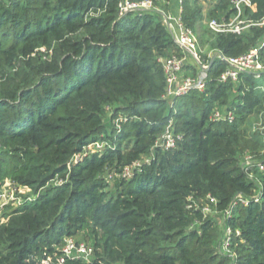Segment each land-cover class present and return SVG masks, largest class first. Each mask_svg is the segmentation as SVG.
<instances>
[{
  "label": "trees",
  "instance_id": "16d2710c",
  "mask_svg": "<svg viewBox=\"0 0 264 264\" xmlns=\"http://www.w3.org/2000/svg\"><path fill=\"white\" fill-rule=\"evenodd\" d=\"M201 1L184 0L194 31ZM119 2L0 0V190H25L0 222V264H57L67 238L93 248L89 264H264V173L241 164L264 93L253 76L220 83L217 58L206 91L168 98L160 60L183 50L158 11L120 15ZM231 2L213 0L211 18L233 17ZM252 3L245 16L263 20L264 0ZM212 36L239 57L264 26ZM216 108L235 121H211ZM253 140L264 150V131Z\"/></svg>",
  "mask_w": 264,
  "mask_h": 264
},
{
  "label": "built area",
  "instance_id": "2783aa9c",
  "mask_svg": "<svg viewBox=\"0 0 264 264\" xmlns=\"http://www.w3.org/2000/svg\"><path fill=\"white\" fill-rule=\"evenodd\" d=\"M174 1L177 2V12L175 15H171L166 10L160 8L156 4V0H120L119 13L125 15L129 12H152L158 11L165 23L168 26L169 31L173 35L176 44L183 50L182 55L174 54L170 57L160 60L165 76H166V96L169 97H183L189 94L192 90H198L204 92L207 90V68L209 65H201V72L195 77L184 78L183 72L185 67L189 64V59H193L197 63H200L198 53L200 52V45L194 29L188 26L183 18L184 15V0H165L166 5L170 6ZM232 7L235 10L233 17L227 19L211 18L206 22L207 29L214 35L221 34H236L242 35L252 27L264 26V19L258 22L252 21L245 16L246 9H253L252 0H232ZM264 40L252 48L249 52L239 57H226L223 61L227 64V69L221 74L219 78L220 83H233L238 85L244 76H253L254 78H264ZM217 53V52H216ZM256 90H260L264 93V85L257 84ZM235 111L226 108L225 111L221 109H214L210 119L211 121L229 120L230 123L235 121ZM260 129H264V111L261 115ZM164 146L170 148L175 146V139L172 134L167 133L165 141L162 143ZM93 146V145H92ZM101 148L100 145L96 146ZM103 147V146H102ZM79 159V156L75 157ZM242 167L248 173L252 180H257L255 172L264 173V162L257 160L253 155H247L241 162ZM125 175H129L127 170ZM5 184L10 185V182ZM213 203L216 200L210 198ZM259 201V198L256 199ZM237 205V202L234 204ZM206 214H216L209 207L204 209ZM231 217V211H227L222 217V224H225L226 220ZM239 231L236 235H239ZM233 231L229 226H225V236L222 243V251L235 257V253L231 250L230 245L232 243ZM79 260L84 263H91L94 260L93 248L86 243H77L72 238L65 240V245L62 248V255L57 259V264H66L68 260ZM48 264V262H45Z\"/></svg>",
  "mask_w": 264,
  "mask_h": 264
},
{
  "label": "rangeland",
  "instance_id": "374dc122",
  "mask_svg": "<svg viewBox=\"0 0 264 264\" xmlns=\"http://www.w3.org/2000/svg\"><path fill=\"white\" fill-rule=\"evenodd\" d=\"M160 6H168L165 3V0H157ZM213 0H202L200 2V6L204 8V17L205 21L202 25L196 24L195 25V32L199 41L200 45V52L198 53L200 63H197L192 58L189 65H192L197 67V70L195 73L190 72L191 68L185 67V71L183 72L184 78L189 77H195L200 74L201 72V65H209L208 59L213 58L215 55V51L212 49L213 45V36L208 32L206 22L211 19L210 12L212 10L211 2ZM254 81L257 84L264 85V78L258 79L254 78ZM226 108H221L222 111H225ZM261 114L252 115L248 118V121L245 124V134L244 138L242 140V151H241V160L244 159L247 155H253L256 157L257 160H262L264 150H261L258 148V145L253 140V135L263 132L264 129L261 131L260 129V123L261 121ZM264 125V124H263ZM102 144L100 147L102 148ZM93 148V146H91ZM28 193V192H26ZM25 194L24 189L16 190L12 185L4 184L2 189L0 190V222H2L4 219V215L6 213H10L11 210L19 205V198Z\"/></svg>",
  "mask_w": 264,
  "mask_h": 264
},
{
  "label": "crops",
  "instance_id": "0c3cea01",
  "mask_svg": "<svg viewBox=\"0 0 264 264\" xmlns=\"http://www.w3.org/2000/svg\"><path fill=\"white\" fill-rule=\"evenodd\" d=\"M177 2L174 1L170 6H166V11L170 13L171 15H175L177 12ZM191 60V59H190ZM190 63V61H189Z\"/></svg>",
  "mask_w": 264,
  "mask_h": 264
},
{
  "label": "water",
  "instance_id": "95a60500",
  "mask_svg": "<svg viewBox=\"0 0 264 264\" xmlns=\"http://www.w3.org/2000/svg\"><path fill=\"white\" fill-rule=\"evenodd\" d=\"M217 58L222 60V59H224V55L221 52L215 53V55L212 58V61H211L210 65L208 66V68L206 70L207 72H208V70L210 69V67L213 65V63L215 62V60Z\"/></svg>",
  "mask_w": 264,
  "mask_h": 264
}]
</instances>
